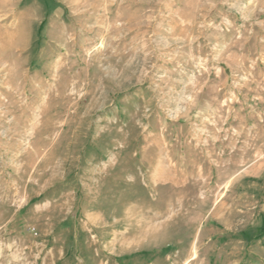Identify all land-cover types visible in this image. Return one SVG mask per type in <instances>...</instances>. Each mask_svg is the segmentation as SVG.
<instances>
[{
    "label": "rangeland",
    "instance_id": "obj_1",
    "mask_svg": "<svg viewBox=\"0 0 264 264\" xmlns=\"http://www.w3.org/2000/svg\"><path fill=\"white\" fill-rule=\"evenodd\" d=\"M0 264H264V0H0Z\"/></svg>",
    "mask_w": 264,
    "mask_h": 264
}]
</instances>
